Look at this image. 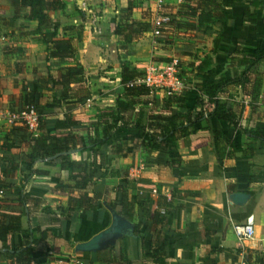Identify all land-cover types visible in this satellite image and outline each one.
Returning <instances> with one entry per match:
<instances>
[{
	"label": "crops",
	"instance_id": "crops-1",
	"mask_svg": "<svg viewBox=\"0 0 264 264\" xmlns=\"http://www.w3.org/2000/svg\"><path fill=\"white\" fill-rule=\"evenodd\" d=\"M183 1L62 0L60 8L46 11L50 28L56 30L57 38L72 39L83 82L79 87L71 82V89L59 94L44 92L47 110L40 108L38 112L48 122L71 117L75 120L71 132L79 137V141L74 147L59 141L56 144L68 149L45 159H36L31 170L26 172L24 193L42 198L41 205L52 208L68 205V190L93 195L89 188H63L62 192L56 184L75 185L80 177L72 175L90 170L91 147L102 135L104 114L115 110L119 97L121 62L141 70L147 62L164 63L177 58L182 85L172 95L184 90L185 104L193 108L198 92L193 87L194 79L188 66L191 59L178 56L177 52L185 50L197 57L209 52L215 71L231 77L239 72L229 60L235 46H240L243 52L264 47V0H254L258 6L239 3L226 8L227 24L223 29L219 24L214 25L213 35L177 29L167 39L156 42L154 29H151L139 39L125 42L113 33L114 24L122 17L155 23L161 16V6ZM128 6L130 10L126 9ZM245 12L251 16H245ZM29 13V0H0L1 113L18 111L29 103L30 96L23 90L24 84L33 79V69L39 71L45 63V45L35 34L37 21L27 18ZM73 64L60 62L51 65V69L54 72L58 66ZM258 69L264 72V62L259 63ZM53 96L60 98L53 102ZM168 96L166 90L158 88L151 93L149 102L144 103L141 98L131 112L122 113L129 116L128 125L114 128L111 138L99 149L101 155L94 159L101 162V167L91 177L96 181L99 195L95 193L98 197L90 217L81 213L78 230L73 234L64 232L71 245L60 246V251L52 255L50 262L39 260L37 263L56 264L54 258L66 257H75L85 263L93 252L75 251V245L110 225L109 209H113L116 198L114 188L120 182H126L124 205L118 206L122 210L119 214L133 224L134 236L120 237L108 248L119 247L129 264H152L151 260L142 257L149 251L152 230L145 231L144 224L137 225L143 203L148 205L147 208L158 210L164 218V228L172 232L170 236L166 235L169 242L167 256L160 259L159 264H264V136L262 139L251 138L249 134L253 129L264 130V81L259 95L252 101L239 86L226 87L223 99L234 111L241 110L240 123L235 126L215 118L209 119L207 124L198 123L197 129L207 125L208 130L193 132L179 142L182 162L178 168L148 164V152L143 148L133 151V143L126 140L127 136L148 139L145 129L148 116L154 112L165 113L167 110L160 104ZM131 123L139 124L144 130ZM22 126L7 125L0 115V178L7 163L20 162L18 147L24 142L20 138ZM41 128L49 133L70 131L56 130L52 124H43ZM39 135L38 131L33 137ZM57 156L62 157L64 168L59 162H51ZM22 176L18 175L17 183ZM233 192L246 193L248 198L243 204L236 205L229 199ZM163 201H167L164 206L160 205ZM1 203L5 201L0 191ZM162 209L165 213L160 212ZM3 213L0 209V215ZM249 214L254 216L255 237L239 242L232 225L243 222ZM30 225L35 226L34 219H30ZM56 228L54 225L53 229ZM27 235L23 232L14 240L20 242ZM6 260L1 251L0 264H5Z\"/></svg>",
	"mask_w": 264,
	"mask_h": 264
},
{
	"label": "trees",
	"instance_id": "trees-1",
	"mask_svg": "<svg viewBox=\"0 0 264 264\" xmlns=\"http://www.w3.org/2000/svg\"><path fill=\"white\" fill-rule=\"evenodd\" d=\"M30 13L28 19L37 21L35 34L40 36L45 45L46 57L45 63L39 68V71L33 69L34 77L31 81L25 82L23 90L30 96L28 104L33 105L37 111L46 107L44 103V92L52 91L57 94L71 89L70 84L81 86L82 69L74 56V44L71 38H57L56 30L50 28L48 10H55L61 7L62 0H29ZM130 2V0H129ZM239 3H248L258 6L259 3L254 0H184L177 5H163L160 8V15L167 16V21H135L133 19L122 17L113 26V33L122 37L125 42H132L139 39L144 32L157 30L156 42L167 39L175 30L184 29L191 32H201L204 35L215 34L213 26L219 24L220 29L225 28L227 24L226 8L233 7ZM130 10L131 7L126 8ZM244 15L251 16L248 12ZM213 51V50H212ZM178 56H189L191 61L188 66L191 68L193 76V87L198 92L193 108L185 104L184 90L177 95L169 94L168 98L160 104L166 109L163 112H154L149 114L148 122L145 127L148 139L141 140L137 136H127L126 140L133 143L132 150L139 148L145 149L149 156L147 163L153 165H164L169 168H178L182 159L179 153V142L192 135L193 132L208 130V126H202L197 129L198 123L207 124L209 119L215 118L232 125H238L241 120V110L234 111L223 99L226 87L228 85H237L243 94L250 96L251 101L260 93L263 86L264 72L259 71L258 65L264 62V47L254 48L251 51L243 52L240 46H235L233 52L229 55V60L239 72L231 77L225 74H218L212 66L213 56L206 52L203 56L197 57L189 51L182 50L177 52ZM170 61V60H167ZM60 62H74L70 66H58L54 70L51 65ZM54 63V64H53ZM179 63V61H178ZM121 86L118 89L115 110L104 114L102 124L103 130L100 138H96L91 147V160L89 171L76 172L72 176H79L80 179L75 185L59 183L61 188L73 189L89 188L93 195L76 193L79 190H68V205L42 206V198L31 196L24 193V182L27 179V170H31L33 162L36 159H45L54 156L64 150L56 144L59 141L71 143L74 147L79 137L72 134L75 120L68 117L64 120L46 121L39 115L38 131L40 135L33 137L28 133L24 126L19 129L23 132L20 135L23 144L20 148V162L13 160L4 167L2 177L0 178V191L5 203L0 204L3 214L0 215V252L6 256L5 264H39V260L51 261L52 255L57 254L59 247L70 244L64 237L67 230L71 234L78 230L82 221L81 213L90 217L91 210L95 207L99 192L96 189V181L91 177L97 174L101 167V162H96L95 157L100 156V147L111 138L114 128L118 125L127 126L129 116L123 114L131 112L133 105H137L141 98L144 103L151 99L150 89L144 84L129 85L134 79L142 75L141 70L133 69L125 62L120 63ZM49 83L51 86H49ZM60 97L53 96L52 101L57 102ZM65 99L68 96L64 97ZM154 104L156 103L152 100ZM211 107L210 110L204 108ZM46 109V108H44ZM47 110V109H46ZM204 111L206 115L204 116ZM43 124H52L56 130L70 129L65 133H49L42 130ZM139 130H144L137 123H131ZM47 126V125H45ZM251 138H261L264 136V130L253 129L249 131ZM55 141V143L53 142ZM14 157V156H13ZM61 156L51 160L52 163L59 162L64 168ZM67 165H73L67 163ZM22 174V180L17 183L18 175ZM126 182H120L114 190L116 198L112 208L118 213L122 210L118 206H123L125 197L124 188ZM230 190V188H229ZM98 193L96 196L95 193ZM167 204L163 201L160 205ZM142 207L141 215L138 217L137 225L144 224L145 231H151L152 238L149 242V251L142 255L144 260H151L152 264H159L160 259L167 256L168 239L171 235L168 229L164 228V218L158 210ZM151 210V211H150ZM159 214V215H158ZM30 219L35 220V226L31 227ZM57 226L54 230L53 226ZM23 232L28 233L20 242L14 240V237ZM138 231L136 230L135 233ZM167 235V236H166ZM142 239V236H141ZM119 247H112L91 253L87 264L99 262V264H129L123 259ZM83 263V264H85Z\"/></svg>",
	"mask_w": 264,
	"mask_h": 264
},
{
	"label": "built area",
	"instance_id": "built-area-1",
	"mask_svg": "<svg viewBox=\"0 0 264 264\" xmlns=\"http://www.w3.org/2000/svg\"><path fill=\"white\" fill-rule=\"evenodd\" d=\"M167 16H160L159 20L156 21H167ZM158 35L157 30H153V36ZM142 75L132 82L129 85L135 84H144L150 89V93L154 92L158 88H162L167 91L168 94H172L175 90L179 89L182 85L180 78L178 77V59L172 58L170 61L161 63L150 61L147 62L143 69H141ZM0 115L4 117L5 123L7 125H23L27 130L33 135H36L38 132V123H39V112L36 108L27 104L18 111H5L0 112ZM206 112L204 111V116ZM161 213H165V210H160ZM232 230L239 242L246 240H252L255 237V224L254 216L249 214L246 216L245 220L240 223H235L232 225ZM48 254L53 255L50 251ZM56 264H83L81 260L75 257H66V258H54Z\"/></svg>",
	"mask_w": 264,
	"mask_h": 264
},
{
	"label": "water",
	"instance_id": "water-1",
	"mask_svg": "<svg viewBox=\"0 0 264 264\" xmlns=\"http://www.w3.org/2000/svg\"><path fill=\"white\" fill-rule=\"evenodd\" d=\"M248 198V194L233 192L229 194V199L236 205H241ZM111 213V223L105 229L93 235L90 239L79 242L75 245V251L97 252L113 246L116 240L123 236H134V226L124 216L113 209Z\"/></svg>",
	"mask_w": 264,
	"mask_h": 264
},
{
	"label": "rangeland",
	"instance_id": "rangeland-1",
	"mask_svg": "<svg viewBox=\"0 0 264 264\" xmlns=\"http://www.w3.org/2000/svg\"><path fill=\"white\" fill-rule=\"evenodd\" d=\"M179 63H178V73H177V75H178V77L181 79V77H180V73H181V68H179ZM141 69H143V67L141 68ZM239 222V221H238Z\"/></svg>",
	"mask_w": 264,
	"mask_h": 264
}]
</instances>
